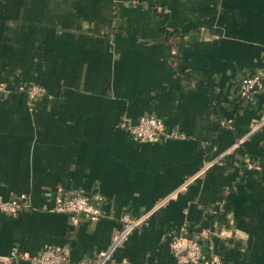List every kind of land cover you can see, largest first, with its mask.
<instances>
[{
	"label": "crops",
	"instance_id": "0c3cea01",
	"mask_svg": "<svg viewBox=\"0 0 264 264\" xmlns=\"http://www.w3.org/2000/svg\"><path fill=\"white\" fill-rule=\"evenodd\" d=\"M253 73L264 0H0V197L28 194L0 211V264L91 262L124 211L145 217L109 264H175L180 230L217 264H264V123L234 145L264 112V79L239 91ZM146 112L182 136L117 125ZM58 189L103 195L102 214L53 210Z\"/></svg>",
	"mask_w": 264,
	"mask_h": 264
},
{
	"label": "built area",
	"instance_id": "2783aa9c",
	"mask_svg": "<svg viewBox=\"0 0 264 264\" xmlns=\"http://www.w3.org/2000/svg\"><path fill=\"white\" fill-rule=\"evenodd\" d=\"M263 74L253 73L241 78L238 86L242 95L249 96L257 89L262 87ZM6 87L0 83V96L4 93ZM29 95H36L43 92L44 89L40 84H32L27 89ZM264 123V112L259 117L251 119V127L234 143L238 144L243 141L245 136L251 133ZM117 125L125 129L129 135L139 141H159L168 137H180L182 133L175 129H167L162 117L155 113H142L137 119L124 116ZM248 166H253V162H248ZM52 209L55 211L67 212L71 218L76 221L79 214L90 218H97L102 214L101 203L103 195H88L81 189L74 190H56L52 197ZM28 194L20 192L17 195L4 199L0 197V211L8 214H14L22 205H27ZM145 215L133 217L127 211L120 215L121 226L111 235L108 245L100 249L95 260L86 264H109L113 252L119 244L125 240L130 232L137 227L144 219ZM170 249L175 257V264H217V260L212 254L205 253L195 236L188 235L180 230L173 233L170 239ZM67 251L57 246H48L41 251L27 255L30 264H66Z\"/></svg>",
	"mask_w": 264,
	"mask_h": 264
},
{
	"label": "trees",
	"instance_id": "16d2710c",
	"mask_svg": "<svg viewBox=\"0 0 264 264\" xmlns=\"http://www.w3.org/2000/svg\"><path fill=\"white\" fill-rule=\"evenodd\" d=\"M165 16H163V24H162V30L164 31V33H165V24H164V22H165ZM184 231V233H186V231L185 230H183ZM186 234H188V233H186ZM189 235V234H188Z\"/></svg>",
	"mask_w": 264,
	"mask_h": 264
}]
</instances>
